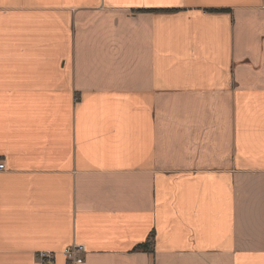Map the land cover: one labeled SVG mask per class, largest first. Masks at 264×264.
Wrapping results in <instances>:
<instances>
[{
	"label": "crops",
	"instance_id": "1",
	"mask_svg": "<svg viewBox=\"0 0 264 264\" xmlns=\"http://www.w3.org/2000/svg\"><path fill=\"white\" fill-rule=\"evenodd\" d=\"M0 162V264H264V0H0Z\"/></svg>",
	"mask_w": 264,
	"mask_h": 264
},
{
	"label": "built area",
	"instance_id": "2",
	"mask_svg": "<svg viewBox=\"0 0 264 264\" xmlns=\"http://www.w3.org/2000/svg\"><path fill=\"white\" fill-rule=\"evenodd\" d=\"M4 168L3 162H0V170ZM63 254L65 257L63 264H82L83 262V247L80 245H70L64 248ZM38 264H55V256L52 252L42 251L37 254Z\"/></svg>",
	"mask_w": 264,
	"mask_h": 264
},
{
	"label": "trees",
	"instance_id": "3",
	"mask_svg": "<svg viewBox=\"0 0 264 264\" xmlns=\"http://www.w3.org/2000/svg\"><path fill=\"white\" fill-rule=\"evenodd\" d=\"M152 235H150L146 242L139 243L136 246H134V250H142V251H152Z\"/></svg>",
	"mask_w": 264,
	"mask_h": 264
},
{
	"label": "rangeland",
	"instance_id": "4",
	"mask_svg": "<svg viewBox=\"0 0 264 264\" xmlns=\"http://www.w3.org/2000/svg\"><path fill=\"white\" fill-rule=\"evenodd\" d=\"M55 264H58L57 260H55Z\"/></svg>",
	"mask_w": 264,
	"mask_h": 264
}]
</instances>
